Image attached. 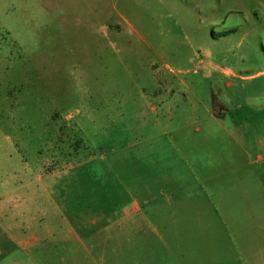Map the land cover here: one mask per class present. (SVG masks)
I'll return each mask as SVG.
<instances>
[{"label":"rangeland","instance_id":"obj_1","mask_svg":"<svg viewBox=\"0 0 264 264\" xmlns=\"http://www.w3.org/2000/svg\"><path fill=\"white\" fill-rule=\"evenodd\" d=\"M263 71L264 0H0V264L79 257L104 213L131 224L145 188L178 193L171 169L212 170L201 118L264 103ZM254 246L222 262L264 264Z\"/></svg>","mask_w":264,"mask_h":264},{"label":"crops","instance_id":"obj_2","mask_svg":"<svg viewBox=\"0 0 264 264\" xmlns=\"http://www.w3.org/2000/svg\"><path fill=\"white\" fill-rule=\"evenodd\" d=\"M254 98L257 97L234 105L220 102L217 110L210 111L209 118H201L200 121H211L209 141L205 144L212 151L208 163L213 164L212 170L202 165V177L188 182L177 169L175 173L171 169L168 178L173 190L179 192L195 183L196 196L179 192L159 195L145 188L142 195L134 197L129 209L122 211L125 221L131 224L111 226L112 216L104 213V228L92 232L100 241L89 245L76 232L81 256L74 247L64 249L67 258L57 264L64 260L66 264H226L229 262L222 259L237 258L235 251L240 242L262 249L264 103ZM196 130L200 134L202 126ZM185 163L182 168L189 170L190 175L193 170ZM207 169L211 170V177L204 174ZM190 202H197V208L175 205ZM243 234L255 236L244 240L237 236ZM38 240L34 232L24 243L33 247L39 244ZM28 255L30 259H19L17 263L38 264L31 253Z\"/></svg>","mask_w":264,"mask_h":264}]
</instances>
